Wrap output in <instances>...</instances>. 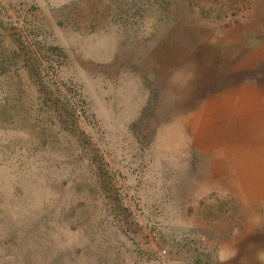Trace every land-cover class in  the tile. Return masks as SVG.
<instances>
[{"label": "rangeland", "instance_id": "374dc122", "mask_svg": "<svg viewBox=\"0 0 264 264\" xmlns=\"http://www.w3.org/2000/svg\"><path fill=\"white\" fill-rule=\"evenodd\" d=\"M263 38L264 0H0V264H264L197 150Z\"/></svg>", "mask_w": 264, "mask_h": 264}, {"label": "crops", "instance_id": "0c3cea01", "mask_svg": "<svg viewBox=\"0 0 264 264\" xmlns=\"http://www.w3.org/2000/svg\"><path fill=\"white\" fill-rule=\"evenodd\" d=\"M254 55L255 62L261 60L264 65V38L254 51ZM234 100L235 104L228 102L222 105L225 108L238 109V145L228 146L226 143L223 147H216L212 144L207 145L205 139L204 147L197 146V150L209 151V154L217 157L212 164H217L215 171L224 176H219L215 181L227 180L233 183L238 180V196L242 198L241 219L247 221L250 218L251 222L246 225L254 231V235L262 236L260 231L264 228V66L256 75L238 82V98ZM207 110L208 106L205 105L200 109V113L203 114ZM201 124L194 126L199 127ZM193 132L198 131L193 128ZM202 136L207 137L206 133H202ZM229 175H234V178L227 177Z\"/></svg>", "mask_w": 264, "mask_h": 264}]
</instances>
